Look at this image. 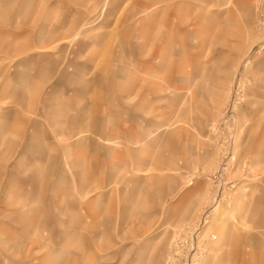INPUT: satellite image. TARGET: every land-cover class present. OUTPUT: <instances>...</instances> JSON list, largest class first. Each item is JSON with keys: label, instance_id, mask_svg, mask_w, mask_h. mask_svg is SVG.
<instances>
[{"label": "rangeland", "instance_id": "rangeland-1", "mask_svg": "<svg viewBox=\"0 0 264 264\" xmlns=\"http://www.w3.org/2000/svg\"><path fill=\"white\" fill-rule=\"evenodd\" d=\"M0 264H264V0H0Z\"/></svg>", "mask_w": 264, "mask_h": 264}, {"label": "crops", "instance_id": "crops-1", "mask_svg": "<svg viewBox=\"0 0 264 264\" xmlns=\"http://www.w3.org/2000/svg\"><path fill=\"white\" fill-rule=\"evenodd\" d=\"M31 1H32V0H31ZM53 31L55 32V30H53V29L50 30L49 32L52 34ZM17 95H18V98H19L20 100H22L23 97H26V93H24V92H22V91H19ZM39 162L42 163V158H39Z\"/></svg>", "mask_w": 264, "mask_h": 264}]
</instances>
